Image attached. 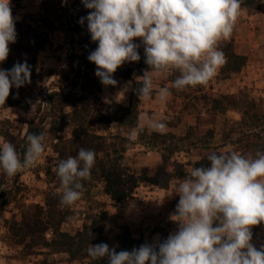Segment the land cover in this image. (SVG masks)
I'll return each mask as SVG.
<instances>
[{"label":"rangeland","instance_id":"obj_1","mask_svg":"<svg viewBox=\"0 0 264 264\" xmlns=\"http://www.w3.org/2000/svg\"><path fill=\"white\" fill-rule=\"evenodd\" d=\"M11 8L17 23L39 27L37 30L46 35L42 50L33 53L21 48L14 52L16 59L32 64L31 82L14 93L8 106H0V143H12L23 158L28 147L27 131L35 124L45 133V151L35 167L14 177L6 176L0 168V264H36L44 259L48 264H89L91 257L87 250L83 252L87 257L71 259L68 253L52 246V239L57 236L53 228L39 231L50 220L46 209L49 194L62 193L60 178L54 169L61 159L76 152L70 149L69 140L76 135L78 126L69 121L59 129L62 120L58 116L69 119L67 115L84 112L85 107L99 109L110 120H119L126 116L121 108L136 105V127H129L127 120L133 117L129 113L125 123L112 122L106 130V117L104 122H94L89 130L106 135L107 143L116 144L123 154L122 164L129 172L141 173L147 169V174L152 176L160 168L166 171L161 174L158 185L141 183L119 204L105 193L100 176L91 177L84 182L78 202L70 207L60 206L64 216L60 231L74 235L87 227L96 236L93 245L107 243L115 249H120L125 242L129 244L130 240L141 245L157 239L163 241L178 228L170 219L179 201L175 192L178 183L212 152L242 153L234 144L239 134H233L228 140L226 134L232 123L241 119L251 101L256 109L264 111V0L241 6V16L231 39L220 44V47L229 44L234 53L244 56V66L239 71L228 72L224 64L206 86L185 90L171 88L172 81L180 75L176 70L154 76L156 87L167 86L171 90L165 104L159 103L155 94L151 100L140 101L136 92L133 93L132 79L141 83L139 77L151 70L145 63L144 45L139 38L135 43L140 45V60L126 62L118 68L113 74L118 82L116 86H104L100 82L95 75L97 66L87 58L98 44L91 40L87 21L83 25L79 23L91 11L84 7L82 0H11ZM222 96L228 99L223 101ZM57 100L64 102V106L57 104ZM218 100L223 104L214 108ZM145 112L162 116L167 123L166 133L172 137L165 146L158 142L152 147L148 136L153 131L147 128L148 135L143 141L139 137L130 140L131 131L138 128ZM161 155L165 157L164 164ZM12 222L32 225L28 229L32 235L27 236L26 242H16L10 228ZM252 232L251 242L260 249L264 246V223L253 227Z\"/></svg>","mask_w":264,"mask_h":264},{"label":"clouds","instance_id":"obj_2","mask_svg":"<svg viewBox=\"0 0 264 264\" xmlns=\"http://www.w3.org/2000/svg\"><path fill=\"white\" fill-rule=\"evenodd\" d=\"M90 9L79 23L87 21L91 40L98 46L88 55L95 75L104 86H116L113 74L126 62H138L135 43L144 45L150 71L139 77L135 89L140 101L153 98L165 104L169 87H156L153 77L169 70L180 73L171 88L206 86L226 63L220 48L231 39L241 16L242 0H82ZM16 18L11 0H0V64L17 39ZM31 82V66L17 62L9 70L0 68V106L6 104L13 87ZM162 116L145 112L135 141L147 128L166 134ZM45 133L27 135L23 158L10 142L0 143V168L8 177L35 167L45 151ZM208 166L192 167L176 187L179 201L170 219L178 225L163 241L142 244L131 251H116L107 243L91 245L93 260L107 258L108 264H264V246L252 244V229L264 223V152L255 156L238 151L212 152ZM94 150L80 148L76 156L61 159L54 169L60 178L62 206H72L83 194L95 166Z\"/></svg>","mask_w":264,"mask_h":264},{"label":"trees","instance_id":"obj_3","mask_svg":"<svg viewBox=\"0 0 264 264\" xmlns=\"http://www.w3.org/2000/svg\"><path fill=\"white\" fill-rule=\"evenodd\" d=\"M252 2H254V0H243L241 6L249 5ZM15 27L17 32L16 42L10 45V54L7 60L3 62V64H0V68L9 70L15 63H23L26 61L32 69V64L28 62V60H19L18 58L16 59L14 57V52L20 50L21 48L27 49L29 52L33 53L37 52L38 50H42V39L44 38L46 33L43 31H38L37 29L39 27H32L28 24H24V26H21L16 22ZM220 48L224 52L226 57V71H239L244 66L245 57L234 53L230 49L229 44H225ZM132 80L134 93L135 89L138 88L141 83L135 81L134 79ZM20 88L17 89L13 87L11 89L6 104L3 106H8L9 102H12L14 93L18 92ZM55 95L59 96L56 93ZM221 98L223 101H226L228 99L226 96H222ZM63 99L65 101H68L69 97H63ZM215 103L216 104L214 108H217V106H222L223 104L222 101L219 100L215 101ZM57 104L64 106V102L61 103L58 102V100ZM83 110L84 112H71L70 115H67L69 116V119L64 116H58L59 120H62V122L58 126L60 129L61 126L66 125L69 121L74 122L75 125L78 126L76 135L72 137V141L71 139L69 140V142L72 143L70 149H75L77 153L82 147L95 151L96 162L94 168L92 169L91 177L100 176V178L104 182L105 193L110 197V199L115 204H119L122 201L128 199L131 196L132 190L138 187L141 183L158 185L161 174L166 170L160 168V170H158L159 172L152 176L147 174V172H149L147 171V169H143L141 173L129 172L122 164L123 154L122 152L118 151V149L116 148V144L107 143L105 138L106 135L102 136L99 134H93L89 130L94 122H104L106 117L108 119V123L106 124L105 128L106 130L110 129L112 122L118 121L120 123H125V120H127V116L129 115V113H131L133 117H130V119L127 120L128 125L130 128L136 127L135 120L138 114L137 106L132 104L128 107L121 108L122 112H124L126 116H123L122 119L120 118L119 120H110L112 119L110 118V116H108L107 114L102 115V112L96 108L90 110L88 107H85L84 109H82V111ZM32 125L33 124H31L28 129L27 135L40 134L42 132L39 125ZM233 134H239V137L234 141V144L238 146V148L242 151V154L255 156L257 152H264V111L256 109L255 104L251 101L243 111L241 119L232 123L231 129L226 134V139H230ZM146 135L148 134L146 130H144L139 135L140 141H143V138H145ZM148 137L152 142V147H155L158 142L161 146H165L166 142L171 139L172 135L168 133L160 134L153 132ZM171 147L172 145H170V148ZM76 152L72 153L71 156H76ZM99 153H102L104 155L99 156ZM161 156L163 157L162 164H164L166 162L165 157L163 155ZM209 164L210 161H208L207 158L197 163L198 166H208ZM49 195L50 200H46V209L48 218L50 220L48 223L41 225V227H39V231L42 232L44 230H47L48 227L53 228L54 234H56L57 236H54V238L52 239V246L59 248L62 252L68 253L71 259H74L78 256L87 257V255H85V250H87L88 244L93 245L95 243V234L92 231V233H90L88 231L89 228L87 227H84L83 230L78 231L74 235L60 231V225L64 221L62 207H60L61 195L55 193H50ZM31 227L32 225L30 223L24 225L22 223L17 224L15 222H12L10 228L16 242H26L27 236L31 234H28V229H30ZM34 227H37V222L34 224ZM31 240L34 243L37 242L36 240ZM140 246V242H136L134 244V241L130 240L129 244L125 242V244L120 249H116V251H131L133 248H139ZM36 264H48V261L44 259ZM89 264H108V259L106 257L97 260H93L91 258Z\"/></svg>","mask_w":264,"mask_h":264},{"label":"crops","instance_id":"obj_4","mask_svg":"<svg viewBox=\"0 0 264 264\" xmlns=\"http://www.w3.org/2000/svg\"><path fill=\"white\" fill-rule=\"evenodd\" d=\"M132 96V95H131ZM133 99H134V97H132ZM136 98H138V97H136ZM115 100L117 101V102H120V101H118V98H115ZM140 108V107H139Z\"/></svg>","mask_w":264,"mask_h":264}]
</instances>
